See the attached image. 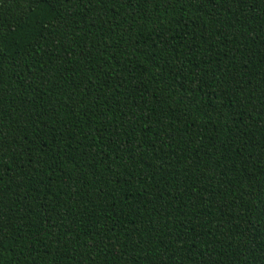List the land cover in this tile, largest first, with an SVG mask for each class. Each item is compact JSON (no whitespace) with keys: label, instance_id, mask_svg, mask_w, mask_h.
Wrapping results in <instances>:
<instances>
[{"label":"trees","instance_id":"trees-1","mask_svg":"<svg viewBox=\"0 0 264 264\" xmlns=\"http://www.w3.org/2000/svg\"><path fill=\"white\" fill-rule=\"evenodd\" d=\"M0 264H264V0H0Z\"/></svg>","mask_w":264,"mask_h":264}]
</instances>
